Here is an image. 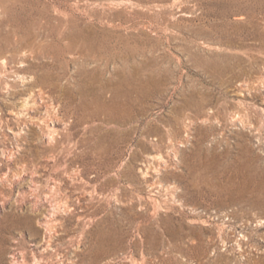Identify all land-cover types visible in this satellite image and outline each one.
Wrapping results in <instances>:
<instances>
[{"label":"rangeland","instance_id":"rangeland-1","mask_svg":"<svg viewBox=\"0 0 264 264\" xmlns=\"http://www.w3.org/2000/svg\"><path fill=\"white\" fill-rule=\"evenodd\" d=\"M0 264H264V0H0Z\"/></svg>","mask_w":264,"mask_h":264},{"label":"bare ground","instance_id":"bare-ground-1","mask_svg":"<svg viewBox=\"0 0 264 264\" xmlns=\"http://www.w3.org/2000/svg\"><path fill=\"white\" fill-rule=\"evenodd\" d=\"M46 98H47V96H44V93H43L41 88L37 89V91H35V93H34V91H32L30 97L28 99L22 101V103H24L22 105V108L24 109V110H22L23 111L22 115H24V113L28 112V111H32L35 113L37 112L38 115H42L41 119H35V117L32 116L30 120L33 124H31V125L35 126L36 129H45L47 132L51 133V132H53L52 131L53 129L49 125V122L47 124V121H46L47 116L46 117L44 116L45 111L43 109H39L42 106L44 107V100H46ZM35 136L37 137L36 133H35ZM13 173H14V175L19 174L18 171H16V170H14ZM44 226H46V224H44ZM13 258H15V256H13Z\"/></svg>","mask_w":264,"mask_h":264}]
</instances>
